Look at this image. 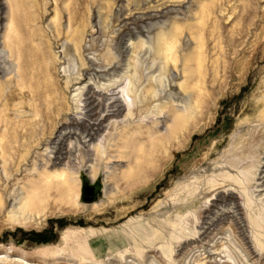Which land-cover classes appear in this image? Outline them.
Instances as JSON below:
<instances>
[{
  "label": "rangeland",
  "instance_id": "1",
  "mask_svg": "<svg viewBox=\"0 0 264 264\" xmlns=\"http://www.w3.org/2000/svg\"><path fill=\"white\" fill-rule=\"evenodd\" d=\"M90 57L101 67L123 57L122 95L130 75L150 102L110 121L93 155L60 162L54 143L84 108L72 88L93 73ZM162 90L180 99L163 95L160 119ZM178 115L192 119L162 154L150 135ZM263 161L264 0H0V264H264ZM86 184L98 194L90 204ZM228 189L249 238L229 218L210 250L194 244ZM38 194L52 199L23 210Z\"/></svg>",
  "mask_w": 264,
  "mask_h": 264
},
{
  "label": "bare ground",
  "instance_id": "2",
  "mask_svg": "<svg viewBox=\"0 0 264 264\" xmlns=\"http://www.w3.org/2000/svg\"><path fill=\"white\" fill-rule=\"evenodd\" d=\"M122 35L123 36H121V38L118 42V44H119L118 48L121 49V54L123 56L124 55L126 56V54H128L129 49H130L126 46V40H130L132 38V35H130V34H122ZM130 43H131V40H130ZM121 58L122 59L119 58L120 59L119 62H117L116 64H114L110 67L98 66V64H100V62L98 60H96V58L94 59V57H93V59L91 58L90 61H91L92 65L94 66V71L90 75V77L88 78L87 83L84 86H80V87H76L80 83H77V85L75 84V86H73V88H72V92H74L73 97H75V98L81 97L82 98V96H83V100H84L83 107L84 108L82 110H80V108L78 107L79 110L77 112V115H72L73 118H72L71 122L69 124H66L65 127L63 128V131L61 132V135H60V139L55 141L53 154H55V153L56 154L53 156V158H56L57 161H60V162L64 161V159H66L65 156H67V157L71 156L77 149H80V148L82 150H84L85 152L93 155V152L98 150V149H93V147H94L93 142L100 135V132L103 130V128L108 125V123H111L114 120L116 121L115 123L119 122L122 125L124 123H128V121H130L129 120L130 116H132L134 114V112H136L138 110H142V108L145 105L149 104L150 101L146 102L145 100H140L138 95H136L134 93V91L132 89L133 88L132 87V79L134 80V78L130 77V75L127 76L130 78V85H129L130 88L128 91L125 92V94L122 95V92L120 91V87L123 85V81H124L123 79L126 78L125 76L128 73L129 68L127 67L126 70L124 69L125 66H127V65L124 63V61H125L124 58L123 57H121ZM64 59H65V57H64ZM64 59L62 60V62L64 61ZM68 72L69 71L67 70L66 67L63 68L62 73H64V76L69 78L68 75L70 74V72H69V74H68ZM122 72H125V74H121ZM94 85H97V87L94 88ZM168 86L173 89L174 82L170 83V84L168 83ZM168 86H167V88H168ZM168 89H166V91ZM163 95L164 96L167 95L168 98L171 97V98H175L177 100L180 99V96L178 94L174 93L173 91L170 93H166L163 91L162 93H160L161 97H159L158 93L154 94V96L152 98H153L154 102L157 104L153 103L154 106L152 108L153 110H151V111L153 112L154 110H157V112H159V118L160 119L164 118V117L161 115L162 113L158 110H160L161 105H163L167 101V99H166V101L163 102L162 104L158 103L161 100V98L164 99ZM84 96H85V98H84ZM140 96H142V95H140ZM181 100H182V98H181ZM80 105H82V104H80ZM178 105H179V107L183 108V106H181L180 104H178ZM188 109L189 108L187 107V111H188ZM104 111H105V114L101 115ZM124 111H126L128 114L125 117L126 119L124 118L120 122L119 121L120 117L122 116V113ZM157 112H155V113L158 114ZM148 114H150V113H148ZM190 119H192V117L186 118V116L178 115L177 118L175 119L174 126L169 130V133L161 134V135H157V136H155L153 133H151L152 135H150V134L149 135L152 139L150 137L149 138L152 141H154L155 144L158 142L157 145L163 144L162 147L160 148L162 150V154H163L164 153L163 151H166L169 148V146L172 145V143L175 141V139H177L178 136H180L182 134L184 128L187 126V124H189L188 122L190 121ZM75 129L81 130L82 131L81 135ZM156 134H158V133H156ZM74 135L79 136L78 144H74V145L69 144L68 145L66 143L67 142L66 139H71V137H74ZM90 167H91V165H87L85 167V170H89ZM261 170L262 171L260 173L259 183L256 184L257 186L254 190V193L256 194V196L260 197V198L264 197V161L262 163V169ZM58 177H60V176L55 175V177H50L49 179L58 178ZM236 194L237 193L233 189H228V190L223 192V195H221V197L217 198V202L212 204V207L207 208L202 226L200 227L201 228V233H199L200 236L198 239L194 240V244L204 245V247L206 249L210 250L209 249L210 243H209L208 239H210L211 233L214 231V229H216L218 224H220V223L222 224L223 221H225L226 219H229V218H231V219L235 218V220H237V223L239 224V226L242 228V230L246 236V239L249 238L248 233H247L248 230H247L246 221L244 220V218L242 217V215L240 213L242 206L238 203V198L236 197ZM35 197L34 198L27 197L25 199L26 205L24 204L23 210H26L27 207H33V206H35V207L38 206V208H40L39 207L40 204L42 207L47 206V204L52 199V197L49 195L41 197L38 194ZM37 202H39L40 204L38 205ZM202 248H203V246H202ZM26 264H29V263H26Z\"/></svg>",
  "mask_w": 264,
  "mask_h": 264
},
{
  "label": "water",
  "instance_id": "3",
  "mask_svg": "<svg viewBox=\"0 0 264 264\" xmlns=\"http://www.w3.org/2000/svg\"><path fill=\"white\" fill-rule=\"evenodd\" d=\"M97 193L94 189V187L89 186V185H85L84 189L82 190V201L85 204H90L96 201L97 199Z\"/></svg>",
  "mask_w": 264,
  "mask_h": 264
}]
</instances>
